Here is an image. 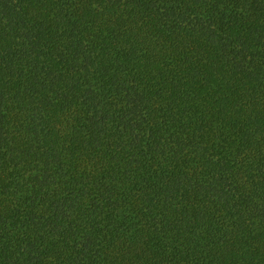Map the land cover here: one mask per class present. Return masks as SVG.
<instances>
[{
  "label": "trees",
  "instance_id": "1",
  "mask_svg": "<svg viewBox=\"0 0 264 264\" xmlns=\"http://www.w3.org/2000/svg\"><path fill=\"white\" fill-rule=\"evenodd\" d=\"M0 264H264V0H0Z\"/></svg>",
  "mask_w": 264,
  "mask_h": 264
}]
</instances>
